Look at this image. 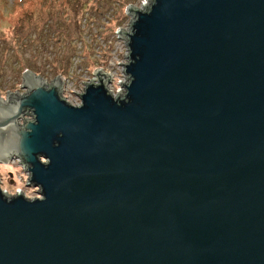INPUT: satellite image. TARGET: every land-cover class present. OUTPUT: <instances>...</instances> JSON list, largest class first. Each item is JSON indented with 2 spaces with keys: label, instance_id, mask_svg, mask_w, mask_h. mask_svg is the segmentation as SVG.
<instances>
[{
  "label": "water",
  "instance_id": "95a60500",
  "mask_svg": "<svg viewBox=\"0 0 264 264\" xmlns=\"http://www.w3.org/2000/svg\"><path fill=\"white\" fill-rule=\"evenodd\" d=\"M128 11L122 106L100 69L81 109L62 77L9 88L47 200L0 198V264H264V0Z\"/></svg>",
  "mask_w": 264,
  "mask_h": 264
},
{
  "label": "rangeland",
  "instance_id": "374dc122",
  "mask_svg": "<svg viewBox=\"0 0 264 264\" xmlns=\"http://www.w3.org/2000/svg\"><path fill=\"white\" fill-rule=\"evenodd\" d=\"M149 1V0H148ZM146 0H0V96L26 89L21 70L52 83L62 77L64 94L80 102L95 70L124 74L128 48L119 32L128 30L129 8ZM128 81V80H127ZM10 183V174L0 172ZM36 196L37 193H32Z\"/></svg>",
  "mask_w": 264,
  "mask_h": 264
},
{
  "label": "clouds",
  "instance_id": "9594fccd",
  "mask_svg": "<svg viewBox=\"0 0 264 264\" xmlns=\"http://www.w3.org/2000/svg\"><path fill=\"white\" fill-rule=\"evenodd\" d=\"M109 80L102 83L98 80L91 86H103L105 94L119 107L122 106V96L129 97L131 86L134 81H127L122 76L113 74L110 70L107 72ZM133 75V74H132ZM67 93L62 97V102L74 109H81L85 105L82 99L77 104H72L66 100ZM22 101L5 102L0 104V120H8L6 127L0 128V172L5 175L10 174L11 183L7 181L0 182V198L11 202L14 199L22 198L29 203L44 202L47 200L46 190L42 183L35 180V167L29 168L33 164L23 151V142L25 135L28 134V125L21 119ZM10 109L15 110V118L5 115ZM34 130V129H33ZM63 132V131H60ZM64 133V132H63ZM59 134V132H58ZM36 159L44 166L49 163L51 157L44 152H37ZM32 193H37L33 196Z\"/></svg>",
  "mask_w": 264,
  "mask_h": 264
}]
</instances>
